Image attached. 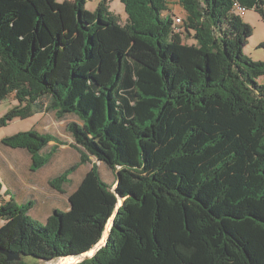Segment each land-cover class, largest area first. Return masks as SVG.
I'll return each instance as SVG.
<instances>
[{
	"label": "trees",
	"instance_id": "16d2710c",
	"mask_svg": "<svg viewBox=\"0 0 264 264\" xmlns=\"http://www.w3.org/2000/svg\"><path fill=\"white\" fill-rule=\"evenodd\" d=\"M87 1L0 0V103L19 101L0 125L78 118L80 163L50 181L61 194L93 162L45 223L35 200L0 195V248L22 255L0 264L88 253L112 220L77 264H264V60L244 52L253 28L234 6L264 21V0H120L125 21ZM2 143L27 150L32 171L68 144L32 130ZM92 159L116 171L114 190Z\"/></svg>",
	"mask_w": 264,
	"mask_h": 264
},
{
	"label": "rangeland",
	"instance_id": "374dc122",
	"mask_svg": "<svg viewBox=\"0 0 264 264\" xmlns=\"http://www.w3.org/2000/svg\"><path fill=\"white\" fill-rule=\"evenodd\" d=\"M100 1L101 0H88L86 8L90 11H95L98 8ZM109 5L110 11L112 13L121 17V19H124V21L126 20L127 14L125 12V7L120 0H109ZM171 8L173 9L176 17H179L181 19L184 17L183 10L178 4H173ZM243 20L253 28V34L249 37L248 43L244 48V52L255 61H263L264 48L260 47V45L264 43V21L262 20L260 14L254 9H248L246 14L243 16ZM17 105H19V101L15 98L14 95H10L6 99H4L0 103V118H2L9 110ZM41 120L42 117L40 115H34L26 119L16 118L5 126L0 125V184L2 185V193H5L9 187L16 185L17 181L15 180V178L16 176L19 178L18 172L22 173L26 180H28V178L30 177L34 181L36 180L38 182L41 179L44 180L43 183L39 182L40 184L38 183L37 186L39 185V188L42 191L49 192L52 200H43L41 202V205H38L35 201V207L31 210V216L34 219L45 223L55 209L66 211V208L68 207V202H66L67 196H65L64 194H60L55 189L51 188L49 181L62 174L72 165L80 163L81 154L71 146V144L73 143V139L70 134L67 133V125L73 121H78V118L75 115H68L63 119H58L54 114L47 115L45 117L46 123L43 130H41L40 126ZM31 130L38 132H48L49 134L57 136L61 140L66 141L68 144L57 147L51 163H49L44 168H41L37 171H32L31 167L29 169V167L23 163V165H21V171L16 172L15 175L10 167H16L18 161H23L25 158V154H28V152L25 149H13L7 147L2 143V140L17 133ZM54 146V142H51L50 146L47 148V152H52ZM92 160L97 162L103 179L110 184H113L114 190L117 186V183H115L117 176L116 171L109 169V167L97 161L96 159ZM92 164L93 162L91 164L87 163L84 165H80L77 171H75V173L72 175L73 185H77V183L84 178L86 173L91 169ZM72 184H70V186L67 188V193L69 194L75 190L72 189ZM49 188L51 189V191ZM32 198L33 197H29L28 201L35 200ZM110 227L111 226L108 225L106 231L107 229H110ZM23 260L31 264H56L55 261H57H41L31 256H24Z\"/></svg>",
	"mask_w": 264,
	"mask_h": 264
},
{
	"label": "crops",
	"instance_id": "0c3cea01",
	"mask_svg": "<svg viewBox=\"0 0 264 264\" xmlns=\"http://www.w3.org/2000/svg\"><path fill=\"white\" fill-rule=\"evenodd\" d=\"M37 115H40L41 117H42V120H41V123H40V126H41V130H43L44 129V127H45V123H46V121H45V117L47 116V115H51V114H47V113H41V114H37ZM40 133H45V134H47L48 132H43V131H41ZM31 162H32V160H31V157H30V154L28 153V154H25V158H24V160L23 161H18V163L16 164V167H14V166H11L10 167V169L14 172V174L16 175V172H18V171H21V165H23V163L24 164H26L28 167H29V169H30V167H31ZM30 164V165H29ZM19 173V178L16 176V178H15V180L17 181V183H16V185H13L12 187H9L8 189H7V191L5 192V193H2V191H1V193H0V195L1 196H6L5 194H7V195H9V196H7L5 199H8L9 200V197H11V195L12 196H14L15 197V199L19 202V203H21V204H25V203H27L28 202V198L29 197H33L32 199H35V201L37 202V204L38 205H41V202L43 201V200H46V199H49V200H52L51 199V197H50V194H49V192H44V191H42L40 188H39V185L37 186V184L39 183V182H42L43 183V181L44 180H39V182L38 181H34L31 177L30 178H28V180H26L25 178H24V175H22V173H20V172H18ZM24 180H23V179ZM82 181V180H81ZM81 181L80 182H78L77 183V185H73L72 184V182H73V178L71 177V180H70V182L67 184V185H65V187H64V191H65V193H63L65 196H67L66 197V202H68V207L66 208L67 210H68V208H69V200H68V198H69V196L78 188V186L80 185V183H81ZM116 183V182H115ZM40 184V183H39ZM49 184H50V181H49ZM70 184H72L73 185V187H72V189H75L72 193H67V188L70 186ZM35 185H36V187H35ZM52 188V187H51ZM50 189V188H49ZM50 191H51V189H50ZM30 192V193H29ZM59 193V192H58ZM61 194V193H60ZM1 196H0V198H1ZM35 207V206H34Z\"/></svg>",
	"mask_w": 264,
	"mask_h": 264
},
{
	"label": "water",
	"instance_id": "95a60500",
	"mask_svg": "<svg viewBox=\"0 0 264 264\" xmlns=\"http://www.w3.org/2000/svg\"><path fill=\"white\" fill-rule=\"evenodd\" d=\"M121 205V203H119V206ZM112 225H113V223H112ZM112 225H111V227H112ZM111 227H110V229H109V233H110V231H111ZM109 233H108V236H109ZM108 236H107V238H108ZM106 243H107V239H106V242L104 243V244H98L93 250H94V252L90 255V256H87V257H83L81 260H79L77 263H79V262H81V261H83V260H85V259H87V258H91V257H93L96 253H97V251L100 249V248H102L103 246H105L106 245ZM0 253H2L3 255H5L6 257H7V260L8 261H10V262H14V261H20L21 259H22V255L20 254V253H14V252H11V251H9V250H5V249H2V248H0ZM76 263V264H77Z\"/></svg>",
	"mask_w": 264,
	"mask_h": 264
},
{
	"label": "bare ground",
	"instance_id": "6f19581e",
	"mask_svg": "<svg viewBox=\"0 0 264 264\" xmlns=\"http://www.w3.org/2000/svg\"><path fill=\"white\" fill-rule=\"evenodd\" d=\"M108 231H109V229H107V231L105 232V235L103 236V239L101 240V242L99 244H104L106 242V239H107V236H108V233H109ZM92 251L94 252V250H91L90 252L82 254L80 256H69V257L58 259L55 262H56V264H76L83 257L90 256L93 253Z\"/></svg>",
	"mask_w": 264,
	"mask_h": 264
},
{
	"label": "built area",
	"instance_id": "2783aa9c",
	"mask_svg": "<svg viewBox=\"0 0 264 264\" xmlns=\"http://www.w3.org/2000/svg\"><path fill=\"white\" fill-rule=\"evenodd\" d=\"M234 6L237 9V12H238L239 15L244 16L246 14V12H247V8L246 7L240 5L239 3H235ZM176 22H177L178 25H181L182 24V19L178 17V18H176Z\"/></svg>",
	"mask_w": 264,
	"mask_h": 264
},
{
	"label": "clouds",
	"instance_id": "9594fccd",
	"mask_svg": "<svg viewBox=\"0 0 264 264\" xmlns=\"http://www.w3.org/2000/svg\"><path fill=\"white\" fill-rule=\"evenodd\" d=\"M112 218L114 219V217H112ZM107 239H108V238H107ZM100 242H101V241H100ZM100 242H99V243H100Z\"/></svg>",
	"mask_w": 264,
	"mask_h": 264
}]
</instances>
